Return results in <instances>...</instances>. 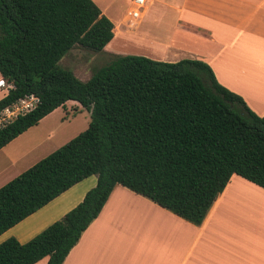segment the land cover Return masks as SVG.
<instances>
[{"label": "trees", "instance_id": "16d2710c", "mask_svg": "<svg viewBox=\"0 0 264 264\" xmlns=\"http://www.w3.org/2000/svg\"><path fill=\"white\" fill-rule=\"evenodd\" d=\"M113 22L93 0H0V110L26 95L39 103L0 128V149L67 101L88 127L0 186V234L81 180L82 201L25 243H0V264H62L116 185L200 225L232 175L264 189V115L220 85L197 59L119 55L86 81L61 67L74 46L99 52Z\"/></svg>", "mask_w": 264, "mask_h": 264}, {"label": "crops", "instance_id": "0c3cea01", "mask_svg": "<svg viewBox=\"0 0 264 264\" xmlns=\"http://www.w3.org/2000/svg\"><path fill=\"white\" fill-rule=\"evenodd\" d=\"M154 12L161 20L154 32L189 36L190 49L182 51L205 62L220 85L264 97V0H146L138 21ZM237 177L200 225L116 185L62 264H264V189L242 177L250 184L232 185ZM237 194L249 197L237 203Z\"/></svg>", "mask_w": 264, "mask_h": 264}, {"label": "rangeland", "instance_id": "374dc122", "mask_svg": "<svg viewBox=\"0 0 264 264\" xmlns=\"http://www.w3.org/2000/svg\"><path fill=\"white\" fill-rule=\"evenodd\" d=\"M95 3L103 14L113 22V25L114 22L120 23L118 24L119 29L117 37L102 51L94 52L81 46H74L60 59L58 64L72 71L79 80L86 81L98 68L107 65L119 55H142L166 62L192 59L190 55L182 51L190 49L189 36L179 38V34L174 32H154V28L161 22L155 12L152 16L145 15L142 20L133 22L127 16L131 7L130 0H98ZM169 18L171 19V17ZM165 20L167 28H169L168 25L172 26L167 19ZM247 88L251 94L255 92L253 87L250 88L248 85ZM0 98H2V94H0ZM242 98L245 103L247 100L252 102V107H247L255 115H261L259 109L264 105V97ZM89 121L90 114L84 107L76 101H67L64 106L56 108L37 125L29 128L11 143L9 142L0 151V186L83 132L88 127ZM239 179L240 177H237L232 185L250 184ZM96 181L97 176L91 175L76 183L59 197L0 234V243L11 237L21 243L29 241L80 203L82 194L84 195L94 187ZM248 197V194H237L232 198V201L246 202Z\"/></svg>", "mask_w": 264, "mask_h": 264}, {"label": "built area", "instance_id": "2783aa9c", "mask_svg": "<svg viewBox=\"0 0 264 264\" xmlns=\"http://www.w3.org/2000/svg\"><path fill=\"white\" fill-rule=\"evenodd\" d=\"M145 2L146 0H131V8L128 10L127 16L133 20V22L140 19ZM0 82H2L0 83V94L4 95L8 92L11 85L1 77ZM38 103V97L31 94L21 97L10 105L2 108L0 110V128L16 119L17 116L23 115L22 113L31 112L33 110V106L35 108Z\"/></svg>", "mask_w": 264, "mask_h": 264}, {"label": "bare ground", "instance_id": "6f19581e", "mask_svg": "<svg viewBox=\"0 0 264 264\" xmlns=\"http://www.w3.org/2000/svg\"><path fill=\"white\" fill-rule=\"evenodd\" d=\"M120 24V23H119ZM116 26L113 28V32L114 34L117 36V31L119 29V25L118 24H115Z\"/></svg>", "mask_w": 264, "mask_h": 264}, {"label": "clouds", "instance_id": "9594fccd", "mask_svg": "<svg viewBox=\"0 0 264 264\" xmlns=\"http://www.w3.org/2000/svg\"><path fill=\"white\" fill-rule=\"evenodd\" d=\"M33 110H34V106H33ZM23 115H27L28 113H22ZM17 118H18V116H17ZM11 122H14V120L13 121H11ZM7 125H4V127H6Z\"/></svg>", "mask_w": 264, "mask_h": 264}, {"label": "snow or ice", "instance_id": "6c2138e0", "mask_svg": "<svg viewBox=\"0 0 264 264\" xmlns=\"http://www.w3.org/2000/svg\"><path fill=\"white\" fill-rule=\"evenodd\" d=\"M0 83H2V82H0Z\"/></svg>", "mask_w": 264, "mask_h": 264}]
</instances>
